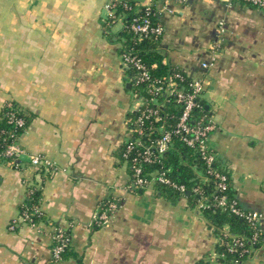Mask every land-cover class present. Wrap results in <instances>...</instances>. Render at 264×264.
<instances>
[{"label":"crops","instance_id":"1","mask_svg":"<svg viewBox=\"0 0 264 264\" xmlns=\"http://www.w3.org/2000/svg\"><path fill=\"white\" fill-rule=\"evenodd\" d=\"M154 7L165 32L163 62L204 83L215 130L210 142L230 164L237 199L261 214L264 233V9L231 0H137ZM107 0H0V114L16 102L28 112L21 143L60 169L54 174L0 163V264H196L216 234L181 197L132 192L118 151L141 100L121 57L124 22L108 25ZM225 24L218 60L210 46ZM42 186L38 228L9 230L30 185ZM120 206L93 226L104 201ZM67 228L71 251L55 261L52 233ZM264 262V248L245 264Z\"/></svg>","mask_w":264,"mask_h":264},{"label":"trees","instance_id":"2","mask_svg":"<svg viewBox=\"0 0 264 264\" xmlns=\"http://www.w3.org/2000/svg\"><path fill=\"white\" fill-rule=\"evenodd\" d=\"M117 5L116 18L121 17L124 22V30L119 35L122 42L120 53L133 50L148 69L152 80H160L163 86H166L168 78L173 76L179 88L191 92L192 79L180 67L163 62V55L157 50L158 39L155 35L141 34L133 30L132 26L136 18L139 21L147 18L151 25L156 24L158 19L154 7L149 11L147 6L141 5L137 0H118ZM127 68L132 76L136 74L135 69ZM132 87L146 98L147 103L140 110L129 114V126L134 131L118 151L121 162L128 168L131 178L129 184L140 177L152 183L150 188L154 189L158 197L173 203L183 197L189 208L198 211L207 225L213 229L218 241L214 250L196 264H245L255 251L264 248V234L242 215L248 210L237 199L230 164L221 159L214 148L208 151L216 156L210 163L198 144L190 145L184 139L185 134L175 132L183 114V103L166 93L152 94L147 82L139 85L132 83ZM154 98L156 101L152 100ZM196 102L197 105L191 111L188 120L190 125L204 116H212L208 103L203 97L198 98ZM145 109H151L156 114L145 117L147 115V112L144 113ZM7 112L15 113L16 117L25 119V126L20 127L12 122ZM28 115L26 109L16 102H11L3 108L0 114V153L13 141V137H10L12 132L22 134L26 130ZM141 116L144 118L139 121ZM156 116L159 119H156ZM163 128L172 132V139L169 148L160 153L154 144L161 137ZM130 145H133V148L126 156ZM147 148H150L151 160L145 159ZM135 158L138 159L137 162H134ZM137 165L141 167L138 176L135 171ZM160 175L167 181H160ZM221 176L226 177L225 189L220 186L223 182ZM141 190L143 189H136L135 192ZM223 196H226V204L220 205L218 202ZM41 200L42 190L36 188H33L32 196L26 200L31 215L36 221H43L45 218L44 213L39 214L33 210L36 205L41 204ZM236 239H241L244 244L235 246ZM71 247V244L67 246L62 253V259L67 258Z\"/></svg>","mask_w":264,"mask_h":264},{"label":"built area","instance_id":"3","mask_svg":"<svg viewBox=\"0 0 264 264\" xmlns=\"http://www.w3.org/2000/svg\"><path fill=\"white\" fill-rule=\"evenodd\" d=\"M233 2H241L244 4L252 5L254 7L264 9V0H231ZM118 0H107V12H108V25L115 24L117 21H122L121 17L116 18V11L118 9L117 5ZM150 5H147V10H151ZM133 30L137 33L146 34L149 33L154 34L156 39H159L163 36L165 32L164 25L158 20L155 25H151L149 19L145 18L143 21H139L138 18L135 19V23L133 24ZM218 35L215 41L210 46L211 51V60L205 61L202 63V68L204 70L211 69V67L218 60V52L222 46V38L225 33V24L221 22L218 27ZM122 61L126 67H132L135 69L136 74L134 75L133 84L139 85L141 83H148L149 91L154 95H160L161 93H166L176 98L178 102L184 104L183 114L180 118V121L177 125L176 133L185 134L184 139L190 145L198 144L200 149L203 151L204 157L211 163L215 159V154H211L208 151L212 149V145L210 142V137L213 131L215 130V124L213 122L212 116H204L198 122L190 125L188 120L191 116V111L197 105V99L203 97L204 91V83L200 81L191 82L190 86L192 88L191 92H186L184 89L179 88L178 83L174 80L173 76H170L167 81V85L163 86V82L160 80H152L150 77L149 71L146 66L142 63L141 59L135 55L133 50H125L122 54ZM179 76V75H177ZM136 96L141 100L140 106H138L137 110H140L142 106L147 103L146 98L139 92L135 91ZM156 101L155 98L152 99ZM10 104V103H9ZM147 112L145 117H150L151 115H155L156 112L151 109H145L144 113ZM143 113V115H144ZM7 116H9L10 120L14 122L16 125L20 127L25 126V119L21 117H16L15 113L7 112ZM144 116L139 118V121L142 120ZM156 119H159L156 116ZM130 124V120H129ZM134 131L129 127L130 134ZM24 133V132H23ZM22 134L11 133L10 137H13V141L7 145L6 149L0 153V163H7L16 169H20L23 167V158L24 156H29L30 159V167L38 170H43L47 174L56 173L60 167L58 164L51 159L50 157L43 154H28L26 148L21 143ZM190 136V137H189ZM172 139V132L167 131L164 128L161 130V137L155 142L154 146L157 151L160 153L165 152L169 148V144ZM133 145H130L126 156L130 150H132ZM151 151L150 148H147L145 152V159L151 160ZM138 159L135 158L134 162H137ZM135 171L137 176L141 173L140 165L135 166ZM223 182L220 186L225 189V181L226 177L221 176ZM160 181H167L162 175L159 176ZM152 186V183H149L147 180L142 178H137L136 181L129 184L128 188L130 191L135 192L136 189H146ZM33 188L42 189V186L30 185L27 189V198L32 196ZM218 204L225 205L226 204V196H223ZM120 206V202L118 199H109L103 202L99 209L95 212L93 216V226L98 228L104 227L112 221V218L115 212L118 210ZM36 213L42 214L43 211L41 209V205H36L33 209ZM236 211V210H235ZM248 221L252 224L256 225L258 228V223L261 218V214L256 211L248 210L247 213H242ZM42 221H36L33 219L31 215V211L28 208L26 202L23 204L19 217L13 219L9 224V230L15 231L21 225H30L31 227L38 228ZM260 230V228H259ZM261 233H263L260 230ZM264 234V233H263ZM53 240V248L52 255L55 261L62 260V253L65 251L68 245L71 244V235L67 228H64L60 225H55L52 233ZM244 243L241 239L234 240L235 246H242Z\"/></svg>","mask_w":264,"mask_h":264}]
</instances>
